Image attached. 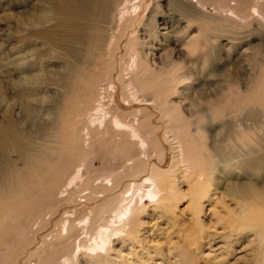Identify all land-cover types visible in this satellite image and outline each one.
<instances>
[{"label":"bare ground","instance_id":"6f19581e","mask_svg":"<svg viewBox=\"0 0 264 264\" xmlns=\"http://www.w3.org/2000/svg\"><path fill=\"white\" fill-rule=\"evenodd\" d=\"M152 1L56 0L52 10L55 13L58 12L60 18L52 29L46 27L47 23L52 22L50 18L48 19L46 12L41 11L34 15L30 13L25 18L24 39L26 41L32 44L33 39H44L45 43L59 49L56 57L61 61L60 78L66 81L63 84L65 94H69L72 90L68 81L70 74L75 73L89 78L95 72L97 63L92 58L97 52L93 53V51L101 50L103 55L109 57L100 66L108 72L111 70L110 73L106 74V77L94 87L82 90L84 108L76 114V120L73 121L75 124L68 127L72 129L73 135V143L69 147L77 154L81 151L88 153L92 151L94 144L114 138V141L122 143L123 148L129 149L130 153L135 152V155L143 153L144 157L138 161L131 158L129 164L123 165L124 172L134 170L136 174H142L128 181V177L123 178L124 173L92 174L88 171L82 156L77 157L76 160H69L62 153L63 160L58 163V155L56 158L53 156L48 158L42 152L39 155L41 161L53 162L54 160L55 163L52 167L45 168L46 174L39 181L35 183L33 181L34 184L32 183L28 189L25 188L26 191L16 189L15 176L21 170L18 167V160L24 155L23 151L29 148L27 142L31 143L30 147L32 143L37 144V149L51 148L47 145L49 143L47 133L51 120L45 117H51V109L49 107L39 109L35 105L36 96L43 87L41 77L37 75L34 78L27 77L26 85L17 87L25 120L17 121L12 114H8L6 121L0 122V191L5 192L9 187L11 188V194L8 193V204L0 201L1 250L7 249L8 243L13 241L10 238H5L3 241V232L9 223L15 231L17 229L20 233L26 234L30 226L33 230L39 229L47 214L51 213L49 219H52L53 215H58V207H61L64 215L60 221V236L71 238L74 232L82 231L90 239L88 244H82L80 240L77 244L78 250L75 254L73 253L74 256L65 257L63 264H80L79 256L81 255L89 257L91 262L88 264H113L111 263L112 255L121 252L120 247L125 242L130 244V248L136 247V244L142 246L141 231L144 224L142 216L148 208L156 213L160 211L167 214L173 212L176 202L184 198L188 201L191 218L196 220L200 233H203L204 229L201 215L204 204L208 203L211 206L209 211L219 215V221L224 223L221 230L217 229L218 233H223L222 237L225 235L230 238L235 237L224 244L230 248L228 253L230 254L234 249L232 246L236 242L247 237L249 241L243 249L245 252L249 249L247 254L252 253L250 256L253 264H264V188L246 189L243 183L232 182L231 184L225 180V189L218 191L220 179L216 177V172L220 171V165H223L225 170V176L222 179H227L226 177L238 168L237 165L252 168L257 174L262 169L264 156L262 154L251 156L252 154L249 153H253L254 150L250 143L244 146L247 148L242 150L243 153L235 152L234 156L221 157L202 152L203 148L207 149V144L203 145L204 140L193 136L188 130L180 131V126L173 124L174 117L170 110L165 106L161 110L155 99L148 97L135 83L138 73L147 69L143 67V49L136 45L145 44L148 41L153 48L152 39L158 36L152 33L157 30L151 31L148 30L149 28L146 29L149 40L139 34L140 27L145 22V11ZM170 2L174 9L187 20L191 19L194 13L200 14L205 7L203 0H170ZM219 2L226 6L223 12L232 13V16L237 17L241 23L256 21L264 27V0H220ZM225 15L231 16V14ZM67 22V29H65L64 24ZM53 33H55L54 37H52ZM107 33L108 36L103 44L102 36ZM202 40L201 33L189 37L182 46L185 56L192 57L198 52H204L205 46L202 45ZM125 48L132 49L131 62L126 65L128 72L122 71L120 64ZM111 60L113 66L110 65ZM42 70L47 71L45 66ZM130 74L132 75L127 77ZM124 79L132 85L128 97L124 93ZM111 89L113 91L110 97L111 106L107 107L106 97ZM253 89L251 95L234 102L237 113L252 108L256 103L264 102L262 99L264 81H258ZM213 112L215 117L220 114L216 109ZM144 123L146 127H151L152 124L156 130L145 131ZM200 129L203 133L206 132L205 126H201ZM170 133L174 134V138L171 139ZM84 184L87 187L82 191L88 190V192L83 194L84 199L80 198L81 200L76 201L75 195ZM183 186H187L188 189L184 190ZM130 187L131 193L127 194ZM180 194L181 197H179ZM66 213L74 216L70 217L71 214L66 216ZM31 220L32 224H30ZM166 230L165 232L169 233L168 228ZM224 231H228V234ZM38 232L34 231L33 234L36 236L33 235V240L38 243L39 249L56 246L57 242L53 240L56 235L51 239H47L49 235L41 239ZM203 239V235L200 234L199 241L195 240L192 244H197V249L201 250L203 242L200 240ZM213 239L214 237L207 240L209 247ZM173 243L174 240L171 237L170 244ZM70 245L69 248H72ZM176 248L178 256L174 262L177 260L176 262L181 261L180 264H194L189 250L181 245Z\"/></svg>","mask_w":264,"mask_h":264},{"label":"rangeland","instance_id":"374dc122","mask_svg":"<svg viewBox=\"0 0 264 264\" xmlns=\"http://www.w3.org/2000/svg\"><path fill=\"white\" fill-rule=\"evenodd\" d=\"M219 1L203 0L205 4L203 11L200 14L194 13L191 19L187 20L174 9L170 0H153L145 11V22L140 27L139 34L149 40L146 30L149 28L148 30L151 31L157 30L152 33L154 36L157 34L158 36L152 39L154 41L153 48L148 41L145 44L136 45L143 49V67L147 69L138 73L135 83L143 89L148 97L155 99L161 110H163V106L170 110L174 117L173 124L179 125L180 131L188 130L193 136L201 137L204 140L203 145L207 144L208 146L206 145L207 149L203 148L202 152L221 157L234 156L235 152H242L244 148H247L244 146L250 143L254 150L253 153H249L252 154L251 156L256 154L264 156V102L256 103L252 108L238 113L234 106L236 100L251 95L255 89L253 87L257 86L258 81H264V27L256 21L241 23L237 17L232 16V13L223 12L226 6ZM55 3L56 0H0V122L6 121L8 114H12V117L17 121L25 120L17 87L18 85L25 86L27 77L34 78L36 75L41 77L43 87L36 96L35 105L39 109L40 107L51 109V117H45L51 120H49L51 126L47 133L49 139L47 145L53 149L46 150L44 147L37 149V144L32 143V147H30L31 143L27 142L30 149L24 150V155L18 160V167L21 170L15 176L16 189L26 191L33 181L34 183L39 181L46 174L45 168H50L55 163L54 160L53 162L41 161L39 155L42 152L48 158L52 156L56 158L58 155V163L63 160L62 153L69 160H76L77 157L81 158L82 156L88 171L92 174L124 173L123 178L128 177V181L136 179L142 174H136L134 170L124 172L123 165L129 164L131 158L136 161L143 159L144 154L130 153L129 149L123 148L122 143L114 141V138L94 144L90 153L81 151L77 154L69 147L73 143V135L72 129L68 127L75 124L73 121L76 120V114L84 108L82 105L83 88L94 87L111 70L108 69V72L107 69L100 66L109 57L103 55L101 50L93 51V53L97 52L96 56L92 58L97 63L95 72L89 78L75 73L70 74L68 81H70L72 90L69 94H65L63 84L66 81L60 78L61 61L56 57L59 49L45 43L44 39H33V45L24 39L26 35L24 21L30 13L34 15L41 11L46 12L49 16H47L48 19L52 20L46 24V27L55 28L60 18V14L52 10ZM225 14H231V16ZM64 25L67 29L68 22ZM200 33L205 51L198 52L192 57H186L182 50L183 43L189 37ZM95 34L99 35V33ZM54 36L55 33L52 37ZM107 36L108 33L102 36L103 44ZM98 47L100 46L98 45ZM130 52L132 49L125 48L120 59L122 71H129L126 69V65L131 62ZM44 53L46 54L43 55ZM110 65L113 66L112 60ZM43 66L46 67V72L42 70ZM131 75H127V77ZM124 81V93L128 97L132 85L127 80L124 79ZM112 94L111 89L106 97L107 107L111 106L110 97ZM113 109L112 111H114ZM215 109L218 110V113L220 112L218 117L214 116ZM43 113L44 110L41 113L42 117ZM186 119H188V123ZM201 126L206 127V132L201 131ZM143 128L145 131L151 132L156 130L152 124L151 127H146V123ZM169 135L171 139L174 138L173 133ZM36 153L38 155H35ZM237 166L238 168L230 173L226 177L227 179H222L225 176V170L223 165H220V171L216 172V177L220 179L218 191L225 189L226 182L243 183L246 189L264 188V162L262 169L257 174L252 168ZM127 184L129 188V182ZM86 187L87 185L84 184L79 193H76V201L81 200L80 198L84 199L83 194L88 190H82ZM183 187L184 190L188 189L187 186ZM10 189L9 187L5 192L0 191L1 202L8 204ZM129 193H131V187L127 194ZM176 203L173 212L167 214L160 211L156 213L148 208L142 216L144 223L141 231L142 246L136 244V247L130 248V244L125 242L120 247L122 251L112 255L111 263L180 264L181 261L178 263L177 260L175 262L174 260L178 256L176 247L181 245L184 249L189 250L190 254H188L194 259L192 262L194 264H253V259L250 256L252 253L247 254L249 249L247 252L243 249V246L248 244L247 237L236 242L232 246L234 249L230 254L228 253L230 248L224 244L235 237L230 238L226 235L222 237L223 233H218L217 229L221 230L224 223L219 221V215H214L209 211L211 206L208 203L204 204L201 215L203 233L199 232L196 220L191 218L188 201L182 198ZM1 205L3 204L1 203ZM63 211L61 207H58V215H53L52 219H49L51 213L47 214L43 224L39 227L40 230H33L30 226L26 230V234L20 233L17 229L16 232L9 223L4 229L3 241L5 238H10L13 241L8 243L7 249H0V264H40V262L41 264H63L65 257L74 256L80 240L82 244L90 243L89 236L83 234L82 231L74 232L71 238L60 236V221L63 219ZM66 214L69 216L71 213ZM73 216V214L70 215V217ZM30 224H32V220ZM12 225L14 224L12 223ZM15 226L17 228L16 224ZM166 228L169 233L165 232ZM34 231H39L38 235L41 239L48 235L47 239H51L56 235L53 240L58 245L56 244L54 248L39 249L38 243L33 240V235L36 236L33 234ZM79 233L81 234L77 237ZM225 233L228 234V231ZM200 234L204 239L200 240L203 242V247L198 250V245L192 243L195 240L199 241ZM169 237L174 240L173 244H170ZM213 237L209 247L207 240ZM69 245L72 248H69ZM79 259L80 264L91 262L88 256L81 255ZM179 259L181 260V258Z\"/></svg>","mask_w":264,"mask_h":264}]
</instances>
